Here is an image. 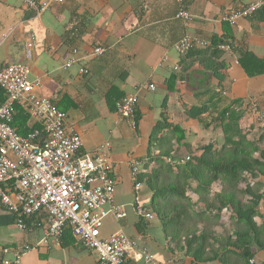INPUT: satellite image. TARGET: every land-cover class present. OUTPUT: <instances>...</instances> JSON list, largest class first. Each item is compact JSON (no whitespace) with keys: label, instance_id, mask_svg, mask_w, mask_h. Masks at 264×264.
<instances>
[{"label":"crops","instance_id":"0c3cea01","mask_svg":"<svg viewBox=\"0 0 264 264\" xmlns=\"http://www.w3.org/2000/svg\"><path fill=\"white\" fill-rule=\"evenodd\" d=\"M255 2L183 0L194 17L184 27L175 18V0H64L38 15L26 9L22 0H0V38L5 35L0 42V70L18 63L29 67L28 80L40 81L36 95L65 114L66 125L81 141V154L91 155L108 144L102 151L107 156L108 175L114 181L111 203L121 207L124 216L116 220L107 215L100 240L121 232L137 250L147 252L159 264H246L237 251L222 257L217 244V259L197 262L186 253L182 237L163 234L155 216L149 222L139 220L132 205L130 164L138 161L141 168L147 166L140 169L142 174L156 168L154 161L161 152L159 138H171V127L176 126L184 132L180 141L186 147H178L171 138L170 156L175 162L170 164L175 172L199 146L221 141L216 118L232 104L240 113L242 133L259 152L264 150V127L251 109L256 104L264 115V75L250 78L238 64L243 53L264 60V6L233 25L221 21L223 14ZM28 37L34 45L27 60L24 45ZM183 37L221 40L230 53L219 51L215 61L190 51L187 57H180L173 45ZM97 47L102 54L91 55ZM71 58L75 63L65 68ZM162 58L165 61L159 65ZM79 69L86 74H79ZM149 84L154 86L151 92L146 89ZM129 95L138 99L134 130L115 112V104ZM196 109L205 112L198 119L189 118L187 114ZM25 126L32 129L38 125L27 117ZM253 157L257 159L258 153ZM253 192L261 196L253 217L261 247L252 246L248 264H264V175L254 180ZM186 194L197 202V196ZM140 196L146 207L150 194L142 184ZM224 213L211 233H219L220 224L226 223L228 214ZM23 223L25 231L17 228L14 216L0 205V264L16 260L19 264H98L93 253L74 243L69 231H64L58 242L41 245L48 225L43 211L23 219ZM208 244H212L210 240ZM207 251L208 247L204 253Z\"/></svg>","mask_w":264,"mask_h":264},{"label":"built area","instance_id":"2783aa9c","mask_svg":"<svg viewBox=\"0 0 264 264\" xmlns=\"http://www.w3.org/2000/svg\"><path fill=\"white\" fill-rule=\"evenodd\" d=\"M64 0H22L24 7L36 15ZM177 12L175 18L184 27L194 19L183 5V0H175ZM264 6V0H257L241 10L223 14L221 21L233 25L236 20L249 18ZM5 35L0 38V42ZM34 42L28 37L25 42V58ZM208 46L204 40L183 37L173 45V50L185 57L192 49ZM217 50L230 53L225 44ZM99 47L91 55L102 54ZM75 53V50H72ZM165 61L162 58L159 65ZM74 59H69L65 68L72 66ZM176 67H174V70ZM83 75L86 71L79 69ZM29 67L24 64H11L0 70V90L5 100L0 105V205L16 220L19 230H26L23 219L43 211L47 218V228L40 244L48 247L51 242H58L66 226L70 227L74 243L93 253L98 264H159L145 251L137 250L133 241L123 233L116 232L104 240L99 239L103 219L111 214L116 220L123 218L121 207L113 206V179L108 175L106 154L98 148L91 155L80 153L81 141L66 125L65 114L51 103L36 95L40 81L28 80ZM153 91L154 86H146ZM137 96L129 95L115 104L116 115L135 129ZM14 106L24 110L29 119L39 129H31L24 137L19 136L11 126ZM251 109L260 126L264 127V115L256 104ZM188 161V158L186 159ZM264 165V157L261 159ZM141 162L130 164V177L133 181L132 205L135 216L149 222L154 215L141 202V184L135 182L141 169ZM28 250V247H25ZM8 264V262H3ZM12 264H19L18 261Z\"/></svg>","mask_w":264,"mask_h":264},{"label":"trees","instance_id":"16d2710c","mask_svg":"<svg viewBox=\"0 0 264 264\" xmlns=\"http://www.w3.org/2000/svg\"><path fill=\"white\" fill-rule=\"evenodd\" d=\"M223 43L212 39L205 48L190 52L215 61L220 56L217 46ZM238 64L250 78L264 75V60H258L249 53L241 54ZM217 80L221 81L220 78ZM4 100V93L0 90V105ZM234 106L232 104L222 110L216 118L222 133L219 143L199 146L187 162L179 166L178 163L174 164L177 166L174 172L171 164L175 158L170 156L173 146L171 138L174 137L178 147H186V144L180 141L184 138V132L172 126L171 138H159L161 152L154 161L157 167L148 174L140 171L135 178V182L142 184L150 194L146 207L159 220L163 234L174 239L182 237L186 253L191 254L197 262L217 259L214 253L217 244L222 257L228 252L237 251L238 258L248 264L252 257V246L261 247L259 229L253 222L261 196L253 192V185L257 176L264 175L261 162L264 150L259 152L256 144L247 140L246 134L242 133L239 128L240 113ZM204 112L203 109H196L187 115L191 119H198ZM27 117L22 108L14 106L11 126L19 136L24 137L31 130L25 126ZM34 128L39 129L38 126ZM255 153H258L257 159L253 157ZM142 168L146 170L147 166ZM215 183L221 187L218 193L211 192V186ZM187 192L197 196L196 203L189 199ZM237 194H242L244 199H237ZM222 212H229L233 220L235 228L230 236H215L209 232V227L219 220ZM64 231H69L71 235L70 227L66 226ZM209 240L212 244L207 246ZM207 247L208 251L204 253ZM203 253L206 257L202 256Z\"/></svg>","mask_w":264,"mask_h":264},{"label":"rangeland","instance_id":"374dc122","mask_svg":"<svg viewBox=\"0 0 264 264\" xmlns=\"http://www.w3.org/2000/svg\"><path fill=\"white\" fill-rule=\"evenodd\" d=\"M240 186L243 187L242 185H240ZM220 190H221V187H220L219 183H215V184H213L211 186V192H213V193H218ZM242 198L244 199V196H242V194H237V199H242ZM224 214H225V216H227V214H228V217L226 219V223L225 224H220V225H222V227L219 226V229H218L219 233H215L214 232L215 236H223V235L230 236L232 234V232H233V229L235 228L233 220L230 218V213L227 212V213H224ZM220 216H221V214H220ZM218 222H221L220 218H219L218 221H216L212 225L210 224L211 226L209 225L210 226L209 227V232L210 233H211V230H210L211 227L217 226Z\"/></svg>","mask_w":264,"mask_h":264}]
</instances>
